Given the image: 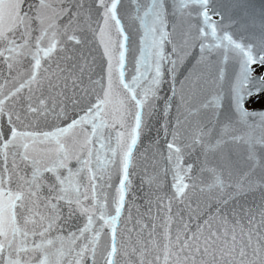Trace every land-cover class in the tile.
Listing matches in <instances>:
<instances>
[{"label":"water","instance_id":"1","mask_svg":"<svg viewBox=\"0 0 264 264\" xmlns=\"http://www.w3.org/2000/svg\"><path fill=\"white\" fill-rule=\"evenodd\" d=\"M264 0H0V264H264Z\"/></svg>","mask_w":264,"mask_h":264},{"label":"rangeland","instance_id":"2","mask_svg":"<svg viewBox=\"0 0 264 264\" xmlns=\"http://www.w3.org/2000/svg\"><path fill=\"white\" fill-rule=\"evenodd\" d=\"M256 73L264 76V66L256 65ZM249 108H264V93L254 95L249 103Z\"/></svg>","mask_w":264,"mask_h":264}]
</instances>
